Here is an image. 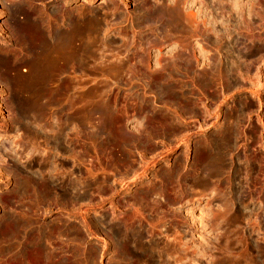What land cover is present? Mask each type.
<instances>
[{
	"label": "rangeland",
	"instance_id": "374dc122",
	"mask_svg": "<svg viewBox=\"0 0 264 264\" xmlns=\"http://www.w3.org/2000/svg\"><path fill=\"white\" fill-rule=\"evenodd\" d=\"M156 1L60 3L64 16L99 11L109 33L119 36L115 43L106 42L109 58L130 56L134 50L131 61L137 62L130 61L135 70L122 77L82 71L77 78L82 107L78 120L62 108L68 98L64 82L49 84V95L60 94L48 107L44 124L22 114L16 87L0 74V227L7 219L17 220L6 233L0 232L1 264H264V0H180L184 16L193 17L194 25L198 22L195 37L169 29L157 32L156 20L148 15ZM28 2L22 3V11L45 20L58 3ZM203 18L209 25L206 32L201 29ZM0 27V52L12 54L18 73L27 76L30 66L7 0H0ZM178 50H185L186 62L172 59ZM158 70L163 76L154 77ZM107 118L113 123L105 130ZM29 129L44 130L49 140H39ZM14 159L30 172L14 167ZM36 160L48 161L53 175L79 180L80 186L75 191H47L40 184L21 188L29 173H44V167L32 166ZM119 227L140 231L143 240L133 236L125 241ZM31 241L40 242L45 251L30 250Z\"/></svg>",
	"mask_w": 264,
	"mask_h": 264
},
{
	"label": "bare ground",
	"instance_id": "6f19581e",
	"mask_svg": "<svg viewBox=\"0 0 264 264\" xmlns=\"http://www.w3.org/2000/svg\"><path fill=\"white\" fill-rule=\"evenodd\" d=\"M28 1L31 2V0H7L8 5L11 8V12H12V17H13V22L15 23V26H17L20 29V49L23 51V53H25L26 55V60L27 63L30 66V70L28 72L27 76H21L18 73V62L17 60H15L12 57V54H8V53H3L0 52V74L3 76V78L5 80L10 81L11 83L14 84V86L16 87V96L18 98H20L22 100L21 104H22V114L25 117H28L31 120H37L38 122L40 121H45V118H47L48 116V107L50 105H55V103L57 102V96L60 94V91L56 92L53 95H49V84L53 83V82H64L65 83V87L63 88V92L64 94H66V96H68L66 102L63 104L62 108L65 110V113L67 114H71V116H73L74 120H78L81 114V104L78 106L79 102H80V93L78 91L79 88V80L78 75H80V73L82 71H90L93 74H100L102 76H120L121 77L123 75H125L127 73V71L131 70L132 67H134V64H130L129 62L134 59V54L133 51L130 52L132 53L130 56L129 55H125V56H121V57H115L113 59L109 58V54L106 53V42H112L115 43L118 39V35L116 33L110 34L107 27H106V20L103 16L100 15L99 11L97 10H93L92 13L90 15L87 16H79L77 14H71L68 16H64L63 13H61V8H59L60 3H62V0H56L57 6L52 9V11L49 12V18L48 20H45L44 16L40 15V14H35L34 13L31 15V13H29L28 9L25 12V10L21 9V6H23L24 4L22 3H29ZM33 1V0H32ZM65 1V0H63ZM162 1V0H160ZM159 1V2H160ZM167 1V0H166ZM201 1V0H200ZM206 1V0H205ZM211 1V0H210ZM223 1V0H222ZM228 1V0H227ZM231 1V0H229ZM233 1V0H232ZM231 1V2H232ZM237 1V0H236ZM235 1V4H236ZM157 2V1H156ZM159 2L157 3H152L153 6L149 9L148 11V15L152 18H154L157 22V32H164L165 33L167 31V29H169L170 31L173 32H178L180 34L183 35H192L194 32V27L197 25L195 23L194 25V21L193 23L191 22L193 17H190L191 15L189 14L187 17L192 18L190 20L186 18V16H184V14L182 13V5L180 7V0H173L172 2L168 3L166 2L165 4H160ZM207 2V1H206ZM220 2V1H219ZM25 3V4H26ZM45 3V2H44ZM43 3V4H44ZM56 3V2H55ZM226 3V2H225ZM241 3V2H240ZM183 4V3H182ZM187 4V3H185ZM184 4V5H185ZM204 4V3H202ZM209 4V3H208ZM228 8L229 5L228 3H226ZM141 5V4H140ZM210 5V4H209ZM213 5V4H212ZM216 5V4H215ZM224 5V4H223ZM238 5V2H237ZM54 6V5H53ZM109 6V4H107V7ZM186 6V5H185ZM226 6V5H225ZM224 6V7H225ZM231 6V5H230ZM243 6V5H242ZM241 6V7H242ZM247 6V5H246ZM190 7V6H189ZM209 7V6H208ZM223 7V6H222ZM232 7V6H231ZM235 7V6H234ZM254 7V5H253ZM264 7V6H263ZM186 8V7H185ZM240 7H238L237 10H239ZM261 8V6H260ZM259 8V11H260ZM227 9V8H226ZM231 9V8H230ZM229 9V10H230ZM235 9V8H234ZM242 9V8H241ZM240 9V11H242ZM23 10V11H22ZM111 10V8H110ZM109 10V11H110ZM138 10V8H137ZM225 10V8H224ZM262 10V9H261ZM39 11V10H38ZM108 11V12H109ZM184 11H186V15H187V9ZM209 11V10H208ZM222 11V10H221ZM226 11V10H225ZM244 11V9H243ZM249 11V10H248ZM28 12V13H27ZM47 12V11H46ZM107 12V11H106ZM111 12V11H110ZM138 12V11H137ZM142 12V11H141ZM145 12V11H144ZM224 12V11H223ZM230 12V11H229ZM237 12V11H236ZM254 12V11H253ZM227 13V12H226ZM248 13V12H245ZM28 14H30L29 16H27ZM42 14V13H41ZM46 14V13H45ZM192 14V11H191ZM204 14V13H203ZM224 14V13H223ZM233 14V13H232ZM238 14V13H237ZM240 14V13H239ZM250 14V13H249ZM261 14V13H260ZM112 15V14H111ZM138 15V14H137ZM141 15V14H140ZM193 15V14H192ZM195 15V14H194ZM220 15V14H219ZM227 15V14H226ZM228 15L230 16V14L228 13ZM244 15V12H243ZM242 15V17H244ZM202 16H206V15H202ZM214 16V15H213ZM223 16V15H222ZM228 16L227 19H230ZM241 16V15H240ZM250 16V15H249ZM224 17V16H223ZM237 16H235L236 18ZM239 17V16H238ZM255 17V16H253ZM234 18V17H233ZM214 19V18H213ZM221 19V18H220ZM239 19V18H238ZM195 20V19H193ZM198 20V19H197ZM202 20V19H201ZM200 20V21H201ZM224 20V19H223ZM226 20V19H225ZM233 20V19H232ZM236 20V19H234ZM263 20V19H262ZM108 21V20H107ZM216 21V20H215ZM241 20H238V23ZM249 21V20H248ZM220 22V21H219ZM237 23V20L235 21ZM234 22V24H236ZM242 22H245V18L242 19ZM140 23V22H139ZM201 23V22H200ZM230 23L231 20H230ZM241 23V22H240ZM239 23V24H240ZM146 23H144L143 25H145ZM221 24V23H220ZM224 24V23H223ZM228 24V22L226 23ZM233 24V23H232ZM253 24V23H252ZM121 25V24H119ZM211 25V24H210ZM231 25V24H230ZM238 24H236L237 26ZM245 25V24H244ZM147 26V25H146ZM201 29L206 32L207 30V20L206 18H203L202 20V25H201ZM235 26V25H234ZM233 26V27H234ZM242 26V25H241ZM247 26V24H246ZM252 26V25H251ZM255 26V25H254ZM149 27V26H148ZM229 27V24H228ZM262 27V26H261ZM264 27V26H263ZM2 28V27H0ZM209 28V27H208ZM221 28V27H220ZM236 28V27H235ZM234 28V29H235ZM242 28V27H241ZM241 28L239 29L240 34H242V32L240 31ZM244 28H246L244 26ZM242 28V29H244ZM260 28V27H258ZM146 29V28H145ZM150 29V27H149ZM197 29V28H195ZM230 29V28H229ZM1 30V29H0ZM212 30V29H211ZM231 30V29H230ZM237 30V29H236ZM245 30V29H244ZM131 31V30H130ZM196 31V30H195ZM199 31V30H198ZM248 31V30H247ZM136 32V31H135ZM138 32V31H137ZM156 34H159L157 33ZM208 32V31H207ZM249 32V31H248ZM247 32V33H248ZM142 33V32H141ZM164 33V34H165ZM168 33V32H167ZM196 33V32H195ZM193 34L195 37L196 34ZM210 33V32H209ZM233 33V32H232ZM251 33V32H250ZM139 34V33H138ZM204 34V33H203ZM226 34V33H225ZM238 34V32H237ZM141 34H139V38L142 37L140 36ZM144 35V34H143ZM161 35V33H160ZM168 35V34H166ZM165 35V36H166ZM216 35V34H215ZM236 34H234L233 36H235ZM239 35V34H238ZM158 36V35H156ZM163 36V35H162ZM226 36V35H225ZM237 36V35H236ZM240 36V35H239ZM244 36V33H243ZM246 36V35H245ZM183 37V36H182ZM191 37V36H190ZM189 37V38H190ZM205 38V35L203 36ZM210 37V36H209ZM218 37V35H217ZM152 38V37H151ZM158 38V37H157ZM167 38V37H166ZM181 38V37H180ZM192 38V37H191ZM222 38V37H221ZM224 38V37H223ZM234 38V37H233ZM244 38V37H243ZM156 39V38H155ZM163 39V38H162ZM213 39V38H212ZM219 39V38H218ZM134 40V39H133ZM184 40V39H183ZM182 40V41H183ZM189 40V39H188ZM227 40V39H226ZM241 40V39H240ZM132 41V39H131ZM150 41V40H149ZM163 41V40H162ZM181 41V40H180ZM185 41V40H184ZM246 41V40H241ZM253 41V39H252ZM251 41V42H252ZM255 41V40H254ZM140 42V41H139ZM175 42V41H174ZM186 42V41H185ZM215 42V41H214ZM179 43V42H178ZM188 42H186L187 44ZM237 43V41H236ZM235 43V44H236ZM122 44V43H121ZM156 44V43H155ZM181 44V43H180ZM191 44V43H190ZM262 44V43H261ZM233 45V43H232ZM127 46V45H126ZM182 46V45H181ZM218 46V45H217ZM236 46V45H235ZM240 46V45H238ZM237 46V47H238ZM135 47V46H134ZM144 47V46H143ZM184 47V46H183ZM187 47V45H186ZM184 47V48H186ZM216 47V46H215ZM236 47V48H237ZM18 48V47H17ZM16 48V49H17ZM130 48V47H129ZM140 48V47H139ZM227 48V47H226ZM19 49V48H18ZM108 49V48H107ZM119 49V48H118ZM179 49V48H178ZM183 49V48H182ZM187 49V48H186ZM193 49V48H192ZM215 49V48H214ZM239 49V48H238ZM20 50V51H21ZM128 50V49H127ZM173 50V49H172ZM177 50V49H176ZM188 50V49H187ZM140 51V50H139ZM201 51V50H200ZM224 51V49H223ZM135 52V51H134ZM173 52V51H172ZM176 52V51H175ZM188 53V51H186ZM190 52V51H189ZM229 52V51H228ZM227 52V53H228ZM246 52V51H245ZM200 53V52H199ZM247 53V52H246ZM140 54V53H139ZM176 54V53H174ZM185 50H178L177 51V55L174 57L172 54V59L176 58L177 60H181V61H185L186 62V58H185ZM231 54V53H230ZM136 55V54H135ZM138 55V54H137ZM141 55V54H140ZM188 55V54H187ZM261 55V54H260ZM117 56V55H116ZM193 56V55H192ZM203 56V55H202ZM16 57V56H15ZM143 57V56H142ZM140 57V61L143 60L144 58ZM160 57V56H159ZM196 57V56H195ZM220 58V57H219ZM162 59V58H161ZM171 59V61L174 63L175 61H173ZM139 60V58H138ZM160 60V59H159ZM164 60V58H163ZM134 61V60H133ZM132 63H137V62H133ZM137 61V59H136ZM139 61V63H140ZM170 61V62H171ZM178 61V62H179ZM191 63V59L188 60ZM224 61V60H223ZM222 61V62H223ZM143 62V61H141ZM161 62V61H160ZM171 62V63H172ZM237 62V61H236ZM239 62V61H238ZM241 62V60H240ZM163 63V62H162ZM184 63V62H183ZM211 63V62H210ZM161 64V63H160ZM179 64V63H178ZM259 64V63H258ZM136 65V64H135ZM168 65V64H166ZM182 65V64H181ZM184 65V64H183ZM237 65V64H235ZM142 66V65H141ZM165 66V64H164ZM186 66V65H185ZM234 66V65H233ZM137 67V66H136ZM190 67V66H189ZM240 67V66H239ZM187 68V67H186ZM243 68V67H242ZM197 69V68H196ZM204 69V68H203ZM215 69V68H214ZM237 69V68H236ZM239 69V68H238ZM251 69V68H250ZM135 70V67H134ZM152 70V69H151ZM188 70V69H187ZM193 70V69H192ZM241 70V69H240ZM243 70V69H242ZM241 70V71H242ZM149 71V70H148ZM195 71V70H193ZM219 71V70H218ZM239 72V70H237ZM236 71V72H237ZM244 71V70H243ZM250 71V70H249ZM132 72V71H130ZM155 72V71H154ZM206 72V71H205ZM232 72V71H231ZM134 73V72H133ZM202 73V72H201ZM241 73V72H240ZM89 74V73H88ZM123 74V75H122ZM131 74V73H130ZM139 74V72H138ZM235 74V73H234ZM133 76V74H131ZM160 75H162V73L158 70L157 72L154 73V77H160ZM230 75V74H228ZM244 75V74H242ZM93 76V75H92ZM113 76V77H114ZM127 76V75H126ZM125 76V77H126ZM129 76V74H128ZM127 76V77H128ZM163 76V75H162ZM165 76V75H164ZM197 76V75H196ZM201 77V74L199 75ZM202 76L203 73H202ZM130 77V76H129ZM198 77V76H197ZM223 77V76H222ZM244 77V76H243ZM168 78V77H167ZM166 78V79H167ZM170 78V76H169ZM202 78V77H201ZM109 79V77H108ZM120 79V78H118ZM125 79V78H124ZM130 79V78H128ZM145 79V78H144ZM199 79V78H196ZM104 82V81H103ZM166 82V81H165ZM243 82V81H242ZM96 83V82H94ZM167 83V82H166ZM241 83V81H240ZM81 84V83H80ZM107 84V83H106ZM156 87V86H155ZM105 88V87H104ZM58 90V89H57ZM96 90V89H95ZM104 90V89H103ZM108 90V89H107ZM155 90V89H154ZM158 90V89H157ZM173 90V89H172ZM94 91V90H93ZM106 91V90H105ZM110 91V90H109ZM161 91V90H160ZM97 91H95L96 94ZM164 93V92H163ZM51 94V93H50ZM94 94V93H93ZM92 94V95H93ZM98 94V93H97ZM96 94V95H97ZM100 94V93H99ZM104 94V93H103ZM107 94V93H106ZM105 94V95H106ZM63 95V94H62ZM72 96L69 97V96ZM157 95V94H156ZM161 95V93H160ZM65 96V95H64ZM63 96V97H64ZM95 96V95H94ZM59 97V96H58ZM61 97V96H60ZM90 97V96H89ZM69 98H71L72 100H68ZM93 98V97H92ZM91 98V99H92ZM101 98V97H100ZM106 98V97H105ZM90 99V98H89ZM88 100V103H90L89 101H91V99ZM63 100V99H62ZM61 100V101H62ZM65 100V97H64ZM104 100V99H102ZM95 101V100H94ZM105 101H108V99L106 98ZM105 101L103 102L106 106V104L108 102L105 103ZM60 103V102H59ZM63 103V101H62ZM98 103V102H97ZM92 104V105H91ZM90 107L94 109V105L91 102ZM61 104H59L60 106ZM89 105V104H88ZM109 105V104H108ZM58 105L56 104L57 107ZM58 106V107H59ZM51 107V106H50ZM89 107V106H87ZM107 107V106H106ZM52 109V108H51ZM84 109V108H83ZM101 109V108H100ZM112 109V108H111ZM61 110V109H60ZM85 110V109H84ZM92 110V109H91ZM110 110V109H109ZM99 111V110H98ZM112 111V110H111ZM50 112V111H49ZM61 112V111H60ZM63 112V111H62ZM87 112V111H85ZM93 112V111H92ZM50 114V113H49ZM63 114V113H62ZM61 114V115H62ZM85 114L82 112V115ZM95 114V112H94ZM98 114V112L96 113ZM105 114V113H104ZM110 115V113H108ZM52 115V114H51ZM54 115V114H53ZM93 115V114H92ZM47 116V117H46ZM59 116V115H58ZM64 116V115H63ZM67 116V115H66ZM86 116V115H83ZM90 116V115H89ZM88 116V117H89ZM112 116V115H111ZM104 117V115H103ZM53 118V117H52ZM57 118V117H56ZM85 118V117H84ZM91 118V117H89ZM88 118V119H89ZM96 118H102V117H96ZM50 119V118H49ZM59 119V118H58ZM61 119V118H60ZM65 119V118H64ZM88 119L83 120V121H88ZM108 119V118H107ZM113 119V118H112ZM52 120V119H51ZM50 120V121H51ZM57 120V119H56ZM68 120V119H67ZM70 120V119H69ZM82 120V119H81ZM91 120V119H89ZM117 120V119H116ZM124 120V119H123ZM145 120V119H144ZM43 121V123H44ZM54 121V120H53ZM100 121V120H98ZM102 121V120H101ZM114 121V120H112ZM150 121V120H149ZM56 122V121H55ZM68 122V121H67ZM92 122V121H91ZM95 122V121H94ZM116 122V121H115ZM122 122V121H121ZM41 123V122H40ZM42 123V124H43ZM52 123V122H51ZM58 123V121L56 122ZM76 123V122H75ZM90 123L89 121L87 122V124ZM97 123V122H96ZM97 126H100L98 124H96ZM99 123V122H98ZM104 127L103 129H106V126L112 124L113 122H110V120H106L104 122ZM41 124V125H42ZM45 124V123H44ZM50 124V123H49ZM86 124V123H85ZM93 124V123H92ZM100 124V123H99ZM121 125V123H119ZM119 124H116L117 126ZM38 125V124H37ZM63 125V124H62ZM45 126V125H44ZM59 126V125H58ZM61 126V125H60ZM59 126V128H60ZM64 126V125H63ZM114 126V125H113ZM116 126V128H117ZM146 126V125H145ZM28 127V126H27ZM33 127V126H31ZM39 127V126H38ZM49 127V126H48ZM102 127V126H100ZM119 127V126H118ZM34 128V127H33ZM95 128V127H94ZM142 128V127H141ZM147 128V127H146ZM98 129V127L96 128V130ZM119 129V128H118ZM139 129V128H138ZM57 130V129H56ZM111 130V129H110ZM114 130V129H112ZM126 130V129H125ZM29 133H33V135L35 137H44L46 133H44L45 131L43 130V134H41L39 132V130H28ZM80 131V130H79ZM99 131V130H98ZM103 131V130H102ZM124 131V130H123ZM48 132V131H47ZM73 132V129H72ZM105 132V131H104ZM103 132V133H104ZM109 132V131H108ZM140 132V131H139ZM111 133V132H110ZM91 134V132L89 133ZM102 134V133H101ZM133 134V133H132ZM141 134V133H139ZM44 135V136H43ZM92 135V134H91ZM94 135H96V133H94ZM99 135V134H98ZM112 136H114L113 134H111ZM55 137V136H54ZM75 137V134H74ZM73 137V138H74ZM94 137V136H93ZM105 137V136H104ZM120 137V136H119ZM52 138V137H50ZM77 138V137H76ZM112 138V137H111ZM121 138V137H120ZM45 140H49L48 138L44 137ZM56 140V142L59 140V135H57L55 138H53ZM58 139V140H57ZM64 139V138H63ZM130 139V138H129ZM134 139V138H133ZM40 140V138H39ZM75 140V138H74ZM108 142V141H107ZM112 143V142H111ZM108 144V143H107ZM220 144V143H219ZM46 145V144H45ZM66 145V144H65ZM117 145V144H116ZM48 146V145H47ZM50 146V145H49ZM56 146V145H55ZM221 146V145H220ZM33 147V146H32ZM73 147V146H72ZM114 147V146H113ZM58 148V147H56ZM215 148V147H214ZM211 149V148H210ZM35 150V149H34ZM215 150V149H214ZM37 151V150H36ZM209 151V150H208ZM212 151V150H211ZM210 151V153H211ZM222 151V150H221ZM14 152V150H13ZM217 152V151H216ZM11 153V151H10ZM28 153V151H27ZM37 154V152H36ZM64 154V153H63ZM215 154V153H214ZM13 155V154H12ZM18 155V154H17ZM45 155V154H44ZM204 155V154H203ZM39 156V155H38ZM212 156V155H211ZM216 156V155H215ZM17 157V156H16ZM15 157V158H16ZM19 157V156H18ZM43 157V156H42ZM45 157V156H44ZM219 157V156H217ZM27 158V157H26ZM13 159V157L11 158ZM49 159V158H48ZM214 159V158H213ZM217 159V158H216ZM39 160V159H38ZM33 161L32 166L36 165L39 169H42L41 167H44V173L42 175H34L35 173H29L27 180H25L22 185L21 188H25L28 184H35L38 185L40 184L45 190L50 191L51 189L53 190L54 187H59L61 189H71L74 190V188L76 189V187L80 186V182L79 180H73V181H69V179L67 180L66 178L62 177L61 175L58 176L56 174L53 175V169H49L48 167V161ZM40 160H42L40 158ZM43 160H46V158H43ZM57 161V160H56ZM207 161V165L210 164V160L206 159ZM13 162V166L16 167L18 170L22 171V172H26V169L29 168V172H30V167H25L20 165V161L19 164L16 163L17 161H15V159L12 161ZM220 163V161L218 162ZM25 164V163H24ZM23 164V165H24ZM60 164V163H59ZM213 165V164H212ZM59 166V165H57ZM206 166V165H205ZM36 168V167H35ZM51 168V167H50ZM201 168H203L201 166ZM219 168V167H218ZM217 168V169H218ZM37 169V168H36ZM60 169V168H58ZM209 169V168H207ZM204 169V170H207ZM1 170V169H0ZM38 170V169H37ZM51 170V171H50ZM55 171V170H54ZM1 172V171H0ZM13 172V171H12ZM53 172V173H51ZM60 172V171H59ZM62 172V171H61ZM204 173V172H203ZM207 173V171H206ZM217 173V172H216ZM25 174V173H24ZM28 174V171H27ZM81 174V173H79ZM208 174V173H207ZM214 174V173H213ZM56 175V176H55ZM20 176V175H19ZM80 176V175H79ZM214 176V175H213ZM216 176V175H215ZM75 177V176H74ZM105 177V176H104ZM212 178V177H210ZM20 182V181H19ZM39 186V185H38ZM208 187V186H207ZM35 188V187H34ZM33 188V189H34ZM80 188V187H79ZM78 188V189H79ZM17 189V188H16ZM81 189V188H80ZM79 189V190H80ZM55 191V190H54ZM75 191V190H74ZM78 191V190H77ZM25 193V192H22ZM29 193V192H28ZM148 193H146L147 195ZM26 195V194H25ZM28 195V194H27ZM143 196V195H142ZM13 197V196H11ZM130 205V204H129ZM132 205V204H131ZM13 216V215H12ZM15 218V217H14ZM17 224V220L10 218L5 220L1 227H0V232L1 233H6L7 229L11 227V225H16ZM26 225V224H25ZM139 225V224H138ZM19 226V225H18ZM21 226V225H20ZM124 226V225H123ZM126 226V225H125ZM16 228V227H15ZM19 229V228H18ZM21 229V227H20ZM43 229V228H41ZM110 229V228H109ZM24 230V229H22ZM151 230V229H150ZM25 231V230H24ZM14 232V231H13ZM41 232V231H40ZM39 232V233H40ZM43 232V231H42ZM45 232V231H44ZM117 232L119 235H123L125 241H129L131 238H133V236H135V238L137 240H141L142 238V233H140V231H137L135 233H130L129 230H127V228H122L119 227L117 229ZM21 233V232H20ZM27 233V232H26ZM22 234H24L23 232L21 233V236H23ZM49 234V233H48ZM47 235V234H45ZM25 236V234H24ZM41 236V235H39ZM45 237V236H44ZM150 237V236H149ZM38 237H36L37 239ZM41 238V237H40ZM48 238V237H46ZM50 238V237H49ZM121 238V239H123ZM8 239V237H7ZM25 239V238H24ZM23 239V240H24ZM1 240V239H0ZM27 240V239H26ZM29 240V239H28ZM28 240L26 242H28ZM47 240V239H46ZM143 240V238H142ZM141 240V241H142ZM145 240V239H144ZM25 241V240H24ZM38 241V240H37ZM140 241V243H141ZM147 241V239H146ZM145 241V242H146ZM48 242V240H47ZM135 243V242H134ZM144 243V242H142ZM29 244V243H28ZM50 244V243H48ZM46 245V244H44ZM152 244H150L151 247ZM23 246V245H22ZM25 246V245H24ZM27 246V245H26ZM48 246V245H47ZM131 246V245H130ZM135 246V245H134ZM141 246V245H140ZM149 245H147L148 247ZM21 247V246H20ZM149 247V248H150ZM46 248V247H45ZM49 247H47L48 250ZM153 248V247H152ZM29 249L32 251H38V250H44V246L40 243V242H36V241H31V243L29 244ZM151 249V248H150ZM10 250V249H9ZM23 250V248H22ZM30 250H28V252H30ZM139 250V249H138ZM45 251V250H44ZM50 251V250H49ZM128 251V250H127ZM24 252V251H23ZM39 252V251H38ZM6 253V252H5ZM3 254V253H2ZM20 254V253H19ZM158 254V253H157ZM31 255V254H30ZM43 255V254H42ZM49 255V254H48ZM23 256V255H22ZM33 257V255H31ZM40 256V255H39ZM50 256H52L50 254ZM46 257V256H45ZM161 257V256H160ZM22 259V258H20ZM27 259V258H26ZM25 259V261H26ZM30 260V259H28ZM33 260V259H32ZM44 260V259H43ZM50 260V258H49ZM56 260V258H55ZM16 261V260H15ZM37 261V260H36ZM47 261V259H46ZM45 261V262H46ZM23 262V260H22ZM38 262V261H37ZM44 262V263H45ZM48 262V261H47ZM14 263V262H13ZM26 263V262H24ZM31 263V262H30ZM29 263V264H30ZM39 263V262H38ZM145 263V262H144ZM162 263V262H161ZM1 264V263H0ZM7 264V263H6ZM27 264V263H26Z\"/></svg>",
	"mask_w": 264,
	"mask_h": 264
}]
</instances>
